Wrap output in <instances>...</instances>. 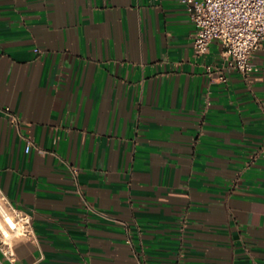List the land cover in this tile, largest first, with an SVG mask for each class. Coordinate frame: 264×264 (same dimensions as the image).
<instances>
[{
	"label": "crops",
	"instance_id": "0c3cea01",
	"mask_svg": "<svg viewBox=\"0 0 264 264\" xmlns=\"http://www.w3.org/2000/svg\"><path fill=\"white\" fill-rule=\"evenodd\" d=\"M194 32L180 0H0V187L35 235L0 264H264V44L221 81Z\"/></svg>",
	"mask_w": 264,
	"mask_h": 264
},
{
	"label": "built area",
	"instance_id": "2783aa9c",
	"mask_svg": "<svg viewBox=\"0 0 264 264\" xmlns=\"http://www.w3.org/2000/svg\"><path fill=\"white\" fill-rule=\"evenodd\" d=\"M180 1L185 4L195 25V54L205 55L212 43L218 44L221 64H205V71L215 74L221 81L227 80V72L231 70L250 79L257 70L255 56L264 44V0ZM4 110L13 122H20V117L9 107ZM34 145L28 140L26 150L30 151ZM263 153L264 142L252 152L251 161ZM34 237L31 213L16 206L0 187V247L3 254L14 263L17 242Z\"/></svg>",
	"mask_w": 264,
	"mask_h": 264
},
{
	"label": "bare ground",
	"instance_id": "6f19581e",
	"mask_svg": "<svg viewBox=\"0 0 264 264\" xmlns=\"http://www.w3.org/2000/svg\"><path fill=\"white\" fill-rule=\"evenodd\" d=\"M6 232V231H5Z\"/></svg>",
	"mask_w": 264,
	"mask_h": 264
}]
</instances>
